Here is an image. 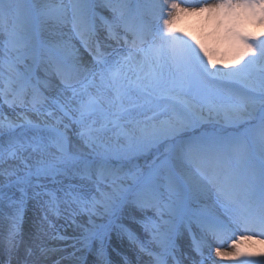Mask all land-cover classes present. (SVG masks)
<instances>
[{"label":"snow or ice","instance_id":"6c2138e0","mask_svg":"<svg viewBox=\"0 0 264 264\" xmlns=\"http://www.w3.org/2000/svg\"><path fill=\"white\" fill-rule=\"evenodd\" d=\"M112 12L113 20L107 24L110 36L118 42L123 39L135 51H129L111 64L97 57L100 68L98 72L91 73L90 81L96 88L95 94H89L87 103L79 109L78 117L64 111L65 116L80 125L78 135L82 146H77L75 152L70 150V139L66 134L68 125H64L65 131L58 127L51 129L53 135L49 139L56 150L53 153L39 138L26 143L16 141L12 131L15 126L9 123V135L17 147L8 155L20 158L27 146L38 152V158L34 170L25 165L23 175H16L15 172H8L7 175L16 177L14 183L21 187L25 195L26 189L34 186V178L37 181L40 178L55 179L73 172L92 181L100 191L99 198L78 202L81 212L87 215V222L78 225L81 229L80 239L85 245L99 240L103 246L111 227L130 207L141 211L152 209L161 223L151 222L145 227L153 230L154 238H158L164 253L168 254L177 226L171 219H165V212L172 217L179 215V210L172 202H164L162 180L167 174L166 190L171 201L178 189L173 175L175 161L194 163L203 181L216 187L218 197L231 209L228 222L215 217H201L198 221L201 231L215 237L227 232L234 224L250 233L235 236L228 244L232 251L223 250L222 246L215 247V256L234 260L242 255L251 256V253H242L239 245L243 241H255L257 235L264 243V123L255 130L252 143L223 138L181 141L175 145L174 154L169 153L158 164L154 163L147 173L110 164L111 158L119 160L130 155L131 147L113 146L102 139L100 133L108 124L122 127L120 120L131 109L148 107L154 115L156 110L164 113L170 110L171 115L159 120V123H153L150 128H142L139 144L148 149L168 137H177L195 123L199 113V109L185 97L194 87L206 81L235 82L251 90L244 95L246 103L224 110V118L229 123H236L247 115V107L258 99L264 103V33L257 35L248 30L249 25L264 28V0H218L214 4L200 5L181 3L180 0H152L147 5H137L135 10L126 5H116L112 7ZM147 14H155V26ZM192 17L202 18L200 27L195 31L189 26ZM60 18L67 19L63 10ZM208 21H213L214 27L222 32L211 42L205 33ZM27 22L28 17L22 15L19 4L13 0H0V33L7 37L5 54L11 57L7 60L10 71L15 69L18 62L29 57L35 59L25 35ZM70 23L84 47L90 49L97 39L92 7L79 0L73 3ZM119 28H123V36L116 31ZM221 46L226 47L230 54V63L222 62ZM135 56H142V59L134 61ZM54 70L75 96L77 88L74 80L82 69L76 63L57 62ZM7 83H11V80ZM255 93H259V96ZM14 95L21 105L25 103L22 95ZM133 97L143 103L135 102ZM96 112H100L105 119L100 127L85 122L87 116ZM213 112L219 114L218 109L209 107V114ZM256 144L261 155L259 166L251 163L252 147ZM233 153L237 157L235 161L232 159ZM205 162H211L215 167L206 169ZM129 180L131 183H127ZM101 184L106 186L104 190H100ZM35 187L40 185L37 183ZM35 195L39 196L40 192L37 191ZM197 247L200 245L197 244ZM258 255L264 258V251ZM157 264H164L163 258H159ZM242 264H264V259H245Z\"/></svg>","mask_w":264,"mask_h":264},{"label":"rangeland","instance_id":"374dc122","mask_svg":"<svg viewBox=\"0 0 264 264\" xmlns=\"http://www.w3.org/2000/svg\"><path fill=\"white\" fill-rule=\"evenodd\" d=\"M13 2L19 4L22 8V15L28 17L25 35L35 59L29 57L27 60L18 62L15 69L10 71L7 60L11 57L5 54L7 37L0 33V151H2L3 155H7L9 149L17 147L9 135L7 125L11 123L15 126L12 131L15 134L16 141L26 143L31 142L34 138H39L48 145L49 151L53 153L56 150L49 139L53 135L51 129L58 127L61 131H65L64 125H68L66 134L70 139V150L75 152L77 146H82L78 135L80 125L65 116L64 111L69 112L73 117L79 116L81 105L86 104L88 101V92L91 88L95 89L90 80L92 79L91 73L96 71L90 70L85 76L81 77L79 75L75 78L74 83L77 88V94L74 96L73 92L66 87L54 70L57 62L70 63L66 60L61 48L56 47L53 41L73 40L77 44L78 50L83 51L85 54H90L88 59L92 62V67L96 68L98 72L100 65L97 63V57L111 64L113 61L126 56L129 51H135L130 49L123 39L118 42L116 38L110 36L107 24L113 20L112 7L126 5L129 9L135 10L137 5H147L152 0H79V2L90 5L95 13L97 39L90 49L84 47L80 38L75 35L70 23L71 6L78 0H13ZM180 2L200 5L214 4L218 0H180ZM62 10L66 12L67 19L60 18ZM102 10H106V15ZM147 18L155 26L157 23L155 14H147ZM190 19L191 24L189 26L195 31L200 27L202 18L192 17ZM11 24L12 20L10 18L9 27H11ZM248 30L254 31L257 35L264 33V28L259 26L249 25ZM116 31L120 36L124 35L123 28L116 29ZM205 33L210 42L222 35V32L214 27L213 21H208L205 24ZM220 52L222 62L230 63L231 56L227 53L226 47L221 46ZM139 59H142V56L134 57V61ZM240 66L236 65V67ZM43 78L61 87L67 93L68 98L62 100L51 97V95L48 97L46 87L42 81ZM9 79L11 83H7ZM96 83H99L98 76L96 77ZM82 85H87V87ZM250 91V89H245L243 85L235 82L206 81L204 84L194 87L185 99L207 109L209 107L218 109L219 114L224 116V110L231 109L234 105L246 103L244 95ZM17 93L23 96L25 101L23 105L20 104L19 99L14 95ZM255 95L259 96V93H255ZM132 99L137 103H143L142 100H137L136 97ZM4 110L12 112L13 116L19 118L21 122L19 123L16 119L6 122L5 120L10 119L9 117L12 118V114H6ZM246 111L248 114L236 123L227 121L203 122L196 116L195 123L181 132L179 136L168 137L161 140L157 145L144 149L138 142L141 136L140 130L145 126L150 128L153 123H159V120L166 119L167 116L171 115V111L168 110L167 113H164L161 110H156L154 115V112L149 110L148 107L144 109L134 108L121 118L120 124L122 127L116 128L108 124L105 130L100 133V136L113 146H123L125 149L131 147L130 155L119 160L111 158L109 160L110 164L125 170L130 169L133 172L147 173L151 170L154 163L158 164L169 153L174 154L175 145L181 141L197 138H223L252 143L255 137V130L264 123V103H261L258 99L254 104L248 106ZM42 118L47 119L45 123L41 121ZM58 121H60L59 124L57 123ZM85 122L93 124L95 127H100L105 122V119L100 112H96L87 116ZM129 138L131 139V144ZM28 152L36 153L37 151L26 146V150L23 151L20 158L12 159L9 156V159L11 158L10 162L16 164L14 167L16 175H23L22 169H24L25 165L34 170L38 156L28 158ZM232 159L234 161L237 159L234 153ZM251 163L256 166L261 163L258 144L252 147ZM4 164L7 163L5 162ZM204 167L212 169L215 165L211 162H205ZM173 175L178 189L176 194L171 197V201L166 190L167 174L162 180V185H164L162 191L165 192L164 202H172L179 210V215L172 217H169L167 212H165V219H171L177 226V232L172 238L173 246L168 254L164 253V248L158 238H154L153 230L145 227L146 224L151 222L161 223L156 212L152 209L141 211L130 207L120 220L111 227L103 246H101L99 240L91 241L85 245L79 238L81 233L75 237L68 235V230L65 227L62 230L58 229L56 222L58 219L64 220L68 211L81 224L86 223L87 215L81 212L80 203L78 202H87L93 197L99 198L100 196V191L97 190L96 185L92 181L83 179L73 172L57 176L55 179L40 178L39 181L35 178L33 179L34 186L29 187V196L19 200V202L29 208L32 199H38L44 208L40 207L42 211L39 213L38 219H34V221L36 220L37 224L42 221L45 226L41 228L35 227L37 230L33 229L26 236L35 238L40 235L42 237L46 230L51 233L47 241L45 239L41 242V250L51 249L56 252L53 264H79L83 256L85 258L84 264H87L86 262L88 264H110V260H112L113 264H153L152 261L157 264L159 258H163L164 264H184V261L189 259L190 255L187 254L189 249L191 252L200 254L205 251V247L200 244V239L196 232L197 228L199 229V219L201 217H215L228 222L231 209L227 207L222 198L218 197L216 187L207 183V181H203L197 171L196 164L175 161ZM15 179V176L1 178L0 200L2 202L7 199L2 191L4 193L9 190H12L13 193L20 191V186L14 183ZM197 180H201L206 188H201V186L197 185ZM37 183L40 185L38 188L35 187ZM127 183H131V181L129 180ZM105 187L104 184H101L100 190H104ZM31 189H35V191L31 192ZM37 191L40 192L39 196L35 195ZM21 201L23 202L21 203ZM17 202L12 201L9 204L15 205ZM58 208L60 209L59 211L57 210ZM15 213L17 220L12 223L11 239L13 242L20 243L25 234L24 225L28 218V210L25 211V209L20 207ZM132 230L139 232L140 237L134 238ZM161 230L163 231L164 229ZM14 233L16 235L15 238ZM247 234L250 233L244 232L243 228L233 224L227 232L221 233L222 239L210 238L206 240V243L219 245L223 249L231 250V248H228L227 243L230 244L237 235ZM261 239L257 235L255 242L261 243ZM181 240L183 244L190 247H187V252H185V249L181 250ZM245 242L253 241H243L240 245L245 244ZM197 244L200 245L199 248ZM19 246L20 244L16 246V249L13 248L12 253L13 255L15 254L13 261L19 260L16 255L20 250ZM110 247L115 250V254L109 249ZM31 255V251L28 252L23 257L22 262L27 261ZM105 256L107 262L105 261ZM214 258L215 254H211L207 257H202V260L197 259L196 264H205ZM245 259L255 261L264 258L256 254L248 257L242 255L240 260L233 264H242ZM0 264H3V262L0 261Z\"/></svg>","mask_w":264,"mask_h":264},{"label":"bare ground","instance_id":"6f19581e","mask_svg":"<svg viewBox=\"0 0 264 264\" xmlns=\"http://www.w3.org/2000/svg\"><path fill=\"white\" fill-rule=\"evenodd\" d=\"M69 2V1H68ZM38 5H40V3H38ZM106 10H102V12L106 15ZM60 40V39H59ZM63 42V43H62ZM53 44L56 47L61 48V50L63 51V55L66 57V60L72 64V63H76L81 69V73L80 76H85L88 71L92 70V71H96V68L92 67V62L88 59V57L90 56V54H85L83 51L78 50V46L75 42H73V40L71 39H64L63 41H57L54 40ZM218 67H220L218 65ZM46 74V73H45ZM92 80V79H91ZM90 80V81H91ZM43 84L46 87V91L48 94V97L51 95V97H55L58 99H62L64 100L65 98H68L67 93L61 88L59 87L57 84L52 83L49 80H46L45 78H43ZM87 92V91H86ZM94 93L96 92V88L95 89H90V91L88 92L90 93ZM189 102V101H188ZM190 104L195 105L198 109H199V113L197 114V117L202 120L203 122H221V121H226V119L224 118V116H221L220 114H217V112H213L211 115L209 114V109L205 108V107H201L199 105H197L194 102H189ZM5 111V110H4ZM6 114H12V112L9 111H5ZM10 119L5 120L6 122H11L12 119H16L18 120V122L20 123L21 120L19 118H16L13 116L12 114V118L9 117ZM46 118H42L41 121H43V123L46 122ZM41 123V122H40ZM14 149H9L8 152L12 151ZM6 154H2V151H0V180L1 178L7 177V173L8 172H15V165L13 164V162H10V159L13 157H11L9 159V155ZM38 156V152H28V158H33V157H37ZM17 159V158H16ZM7 164H4V163ZM197 185L201 186V188H206L205 185L202 183L201 180H197ZM6 191V190H5ZM35 189H31V192H34ZM3 195L7 198L5 202H2L0 200V261L3 262V264H53L54 262V257H56V252L54 250H45L42 251L41 250V242L44 241L46 239V241L50 238L51 233H48L47 230L44 231L42 237H40V235H38V237H28L26 235H28V233L30 231H32L33 229H36L35 227H44L45 224L44 222H40V223H36V220L34 221V219H38V215L39 213L42 211V208H44V206L40 203V201H38V199H32L31 205L28 208V206L22 205L20 204L19 200L21 199H25L27 198L28 192H29V188L26 189V195L24 192L21 191V187H20V191L18 190L17 192L13 193L12 190H9L7 192L4 193ZM12 201H18L15 205H10L9 203ZM22 205V206H21ZM42 205V206H41ZM22 207V209L28 210V218L27 221L25 222V234L24 237L22 239V241L20 243L18 242H13L12 241V223L16 222L17 220V215H16V211L18 210V208ZM40 207H42L40 209ZM58 211L60 210L59 208L57 209ZM70 211L67 212V214L65 215V221L58 219V221L56 222V226L58 229L62 230L63 227H65L68 230V235L70 236H75L81 233V229L78 227V225L81 224L80 221L76 220L73 216V214L69 213ZM57 213V212H54ZM53 215V214H52ZM64 222V223H63ZM69 223V224H68ZM4 228V229H3ZM135 230V229H134ZM133 231V230H132ZM198 238L200 239V244L205 247V251L198 253V252H191L190 249L188 250V253L190 256L188 257L189 259H186L184 261V264H196L197 259L202 260V257H207L211 254H214L213 249L215 247H218L219 245H213V244H209L208 242L206 243L207 239L210 238H216V239H222L221 234H219L218 236H212L210 234H205L201 231L200 227L199 229L197 228L196 230ZM134 234V238L135 237H140L139 232H135L133 231ZM15 233H14V238H15ZM227 236V235H226ZM78 237V236H77ZM208 237V238H207ZM80 238V237H79ZM229 238V237H228ZM184 242V240H183ZM182 243V240H181ZM20 250L16 253L17 257L19 260H15L13 261V248L16 249V246L19 245ZM228 245V243H227ZM187 245L182 243V248L181 250L185 249V252H187V249L190 248ZM240 250L242 253H251L252 255L256 254L258 255L261 251H264V243H259V242H249L243 244V245H239ZM113 254H115V250L110 247L109 248ZM226 250V249H223ZM32 253V255L29 257V259L25 262H22V259L24 256L27 255L28 252ZM226 251H232L231 250H226ZM67 253V252H66ZM64 253V254H66ZM80 255V254H77ZM116 256V255H115ZM101 257V255H100ZM82 258V257H80ZM84 258V256H83ZM80 259V263L79 264H84L85 263V258L84 259ZM240 259H220L217 258L215 256V258L208 262H206L205 264H233L236 261H239ZM105 261L107 262L106 256H105ZM153 264H156L154 261H152ZM88 264V262H86ZM110 264H113L112 260H110Z\"/></svg>","mask_w":264,"mask_h":264}]
</instances>
